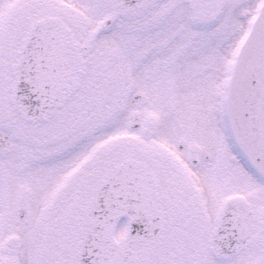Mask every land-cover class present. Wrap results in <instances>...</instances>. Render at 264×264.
Returning a JSON list of instances; mask_svg holds the SVG:
<instances>
[{"label":"snow or ice","instance_id":"6c2138e0","mask_svg":"<svg viewBox=\"0 0 264 264\" xmlns=\"http://www.w3.org/2000/svg\"><path fill=\"white\" fill-rule=\"evenodd\" d=\"M0 264H264V0H0Z\"/></svg>","mask_w":264,"mask_h":264},{"label":"flooded vegetation","instance_id":"af4514ba","mask_svg":"<svg viewBox=\"0 0 264 264\" xmlns=\"http://www.w3.org/2000/svg\"><path fill=\"white\" fill-rule=\"evenodd\" d=\"M143 228H144V225L141 224V223H139V222H136V223L133 224V229L135 230V232H136L137 230H140V229H143ZM142 234H143V233H142Z\"/></svg>","mask_w":264,"mask_h":264}]
</instances>
